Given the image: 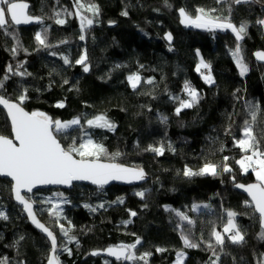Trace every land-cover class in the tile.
<instances>
[{
	"label": "trees",
	"instance_id": "trees-1",
	"mask_svg": "<svg viewBox=\"0 0 264 264\" xmlns=\"http://www.w3.org/2000/svg\"><path fill=\"white\" fill-rule=\"evenodd\" d=\"M24 1L30 4L32 14L42 18V23L19 29L9 22L5 29H0V79L7 73L8 65L14 70L22 65L19 70L31 75L7 73L9 79L0 94L14 99L26 88L25 110L43 111L61 121L81 117L80 125L57 133L64 146L73 139L78 145L87 139L84 135L87 132L109 153L122 154L116 162L142 167L147 174L146 181L138 186L111 185L97 189L74 184L69 190H38L27 197L33 201L37 192L55 191L67 200L61 204L59 223L69 227L71 221L74 227L70 235H75L79 244H67L71 255L59 247V264H103L106 258L92 257L90 251L130 245L137 237L141 243L133 251L137 256L151 252L147 264H175L178 251L185 253L182 264H208L212 251L206 241L213 228L222 232L227 222L225 210L238 214L235 222L245 240L233 244L225 237L224 251L216 249L221 256L219 264H259L264 259L259 217L251 204H245L248 199L232 186L237 182L256 181L253 171L244 173L236 163L244 152L235 145L233 137H241L243 122L250 119L246 101L260 106L253 133L264 144L261 136L264 133V66L253 58L256 50H264V25L257 23L264 19L262 0L241 4L231 0L228 3L81 0L85 5L94 3L99 7L98 15L81 10L94 21L83 30L77 19L75 0ZM198 7L215 8L213 15L217 16H229L230 7L233 24L247 23L246 35L238 41L230 30L183 26L178 10L184 8L195 15ZM125 11L127 15L122 14ZM57 19L65 23L57 24ZM108 23L114 25L110 27ZM37 31L42 36L46 34L49 47L36 41ZM167 32L171 33V41L166 37ZM81 35L85 36L84 40H80ZM237 45L249 69L243 76L232 56ZM84 54L90 69L88 74L82 70L83 65L76 64ZM64 56L70 64L64 63ZM201 60L209 61L213 84L206 83L196 70ZM133 73L141 77L136 88L128 81V75ZM64 80L69 83L64 84ZM185 81L198 90L200 100L177 115L175 109L179 102L173 97L188 99L183 90ZM61 101L65 106L57 107ZM102 113L115 123L114 131L89 128L85 123V118ZM229 125L231 134L225 131ZM0 134L11 137L10 124L1 109ZM161 144L164 145L162 155L146 150L149 145ZM225 156L229 157L227 164L231 172L221 170L215 176L183 175L185 165L199 170L208 161L221 165ZM140 191L145 193L143 198L135 194ZM118 197L123 198V203L116 202ZM198 203L209 207L193 211L192 205ZM33 204L39 219L57 236L58 245L67 243L56 220L49 216L48 208ZM86 204L96 211L85 207ZM100 204L104 207H98ZM171 209L185 213L195 223L181 221ZM0 210L8 216L7 220L0 219V258L6 257L8 264H47L51 243L27 222L21 208L13 202L11 182L5 178L0 179ZM130 211L136 215L131 216ZM181 229L200 246L185 248ZM212 242L215 243L214 239ZM157 248L165 251L158 252ZM106 260L108 264H129L127 260ZM133 264H145V261L135 260Z\"/></svg>",
	"mask_w": 264,
	"mask_h": 264
},
{
	"label": "snow or ice",
	"instance_id": "snow-or-ice-1",
	"mask_svg": "<svg viewBox=\"0 0 264 264\" xmlns=\"http://www.w3.org/2000/svg\"><path fill=\"white\" fill-rule=\"evenodd\" d=\"M167 3V0H165ZM229 0H217V3H228ZM232 3L241 4L247 3L248 0H231ZM77 7V15L80 16L81 29L85 26H91L93 19L86 15H83V11L91 12L93 15L99 14V7L94 3L85 5L81 0H75ZM28 4L24 0H0V29H5L9 24V20L6 17H10V21L19 25L21 23H29L32 21L42 22L41 17L30 16L27 13ZM67 11V10H65ZM179 14L181 17V23L185 26H192L195 28L206 30H228L230 29L236 34V39L242 40L246 35L247 23L242 22L239 27L231 22L230 14L231 8L229 7V16H217L213 15L217 9H204L198 7L195 9V15L187 12L184 8H180ZM71 15V13H68ZM127 15V11L122 13ZM59 16V13H56ZM57 24H64L65 20L57 19ZM258 24L264 25V19L258 20ZM166 37L171 41V33L166 34ZM36 41L43 47H49L46 43V34L42 36L41 32L35 34ZM85 36L81 35L80 40H84ZM64 41H61L63 43ZM15 54L16 49H12ZM55 55V53H53ZM257 59L264 60V52L255 53ZM232 56L236 61L237 67L240 70V75L243 76L248 72V66L243 62L240 46L237 45L236 49L232 51ZM86 54L81 55L76 64L83 65L84 72L89 71V66L86 63ZM65 64H70L67 56L63 57ZM22 65H17L16 69H13L12 65H8L7 73H11L16 76L31 75L26 71H20ZM119 67V65H117ZM142 67V66H141ZM201 68L207 70V73L201 72ZM196 70L201 72L204 81L208 84H213L214 78L211 73V67L208 63L201 60L197 65ZM7 73L2 79H0V90L4 88V82L9 79ZM141 77L137 73L129 75L128 81L133 88H136L140 83ZM64 84H68V80L63 81ZM148 83H152L151 80ZM184 92L187 93L188 99L182 100L179 97H173V99L179 102V106L175 109L176 114L179 115L182 109L191 108L199 103L200 93L194 88L189 81L184 83ZM28 99L27 89H23L19 96L14 99L6 97L0 94V106L3 107L6 113V117L10 120L12 138L7 135L0 134V176H6L11 178L12 185L11 191L14 194V198L24 206V210L27 212L32 223L37 228L41 229L49 238L51 243L50 254L47 257V264H59L58 248L62 247L64 252L71 255V248L67 246L68 243L75 242L77 245L79 241L75 235H70L71 221L68 222L69 227H65L64 224L59 223V218L62 215L63 209L59 202H52L51 199L46 200L45 203H50L51 206L47 209L50 217L56 220L59 225L60 233L66 238L67 243L58 245L57 236L49 227L41 223L33 211V203L30 198H26L25 194H22V190L27 193H31L33 188L37 185L47 184H62L71 185L73 181L89 180L93 184L103 186L108 184L109 181L120 180L126 182L141 181L147 176L142 167L127 166L122 163H118L117 158L122 154L119 151L109 153L107 148L102 144L94 141L91 136L85 132L84 135L87 139H83L81 143L77 145L75 139L67 146H64L57 138V133H63L73 125H80L81 117H76L71 121H61L53 119L47 113L39 110L26 111L23 107L24 101ZM57 107H64V102H58ZM245 107L248 110L250 119H245L242 128V138L235 139L233 137L235 145L238 146L244 155L236 163L240 166L244 173H248L251 169L255 173L256 182L248 185L236 184L237 188L243 189L249 197L250 201H245L246 205L251 204L254 206V211L259 213L262 229L259 234V239L264 240V144H261V140L253 133V128L257 124V118L261 112L258 103L251 101L245 102ZM166 121V117L162 118ZM85 123L89 128H101L114 131L116 128L106 114H99L90 119L85 118ZM227 134H231V125L225 130ZM264 137V133L261 134ZM171 149V144L168 145ZM147 151H153L157 155H162L164 152V145L152 146L149 145ZM175 151V149H172ZM223 151V147L220 149ZM251 153V154H249ZM229 157H223V163L218 165L211 161L205 162L199 170H193L185 165L183 175L186 177L199 176V175H219L220 171L231 172V167L227 164ZM233 179H235L233 177ZM141 198L144 197L143 191L135 193ZM62 195V194H59ZM63 202H67L64 200ZM123 203V198L118 197L117 201ZM90 208L91 211H96V208L91 205H85ZM98 207L103 208L104 205L100 204ZM201 207L208 208L209 205H192L193 211H198ZM176 212V215L181 221H186L189 225L195 222L190 219L185 213L171 209ZM227 214V222L223 226V230L218 231L213 228L210 234V239L206 241L208 249L212 251V257L209 258L208 264H219L221 259L220 252L224 251L225 237L233 244L243 243L245 236L242 233L239 225L235 222L237 213L232 210H225ZM131 216H135L134 211H130ZM0 219L7 220L8 216L5 211L0 210ZM125 224L130 221H125ZM22 240L23 237H20ZM181 239L185 248H197L200 245L193 242L188 235H185L183 229H181ZM203 239V237H201ZM214 239L215 243L212 242ZM19 243V241H17ZM141 243L139 237L136 238L135 243L130 245H116L111 246L105 251L109 256L115 257L116 260L135 261L142 260L147 264V258L151 256V252H144L137 256L133 251L138 244ZM219 247L220 252H217ZM156 251L163 252L165 249L157 248ZM100 251H94L92 255H99ZM264 257V254H261ZM185 253L178 251L176 253L177 264H181ZM0 264H8L6 257L0 258ZM105 264H108L106 261ZM259 264H264V259L259 261Z\"/></svg>",
	"mask_w": 264,
	"mask_h": 264
},
{
	"label": "water",
	"instance_id": "water-1",
	"mask_svg": "<svg viewBox=\"0 0 264 264\" xmlns=\"http://www.w3.org/2000/svg\"><path fill=\"white\" fill-rule=\"evenodd\" d=\"M24 2L27 3L28 6H30V4H29L27 1H24ZM262 2H263V5H264V0H262ZM28 9H29V7H28ZM28 9L26 10L27 13H28ZM30 16H31V15H30ZM34 17H38V16H34ZM8 20H9V22H10L12 25H14L15 27L40 25V24L42 23V22L32 21V22H29V23H21V24H19V25H15V24H13V23L10 21V17H8ZM113 25H114L113 23H108V26H110V27L113 26ZM257 52H264V50H256V51L253 53V58H254V60H255L257 63H259V64H261V65L264 66V60H259V59H257V57H256V55H255V53H257ZM88 66H89V65H88ZM82 70H83V66H82ZM89 70H90V69H89ZM83 71H84V70H83ZM85 73L88 74L89 71H88V72H85ZM0 109L3 110L4 113H5V110L3 109L2 106H0ZM26 111H27V110H26ZM5 114H6V113H5ZM7 119H8V118H7ZM8 122H9V124H10V120H9V119H8ZM10 128H11V124H10ZM12 136H13V134H12V132H11V137H10V138H12ZM125 165H127V166H133V165H128V164H125ZM3 178L8 179V180L11 182V185H12L11 178L6 177V176H0V179H3ZM145 181H146V178H145L144 180H141V181H132V182H130V183H129V182H126V181L113 180V181H109L108 184H105V185H103V186L101 187V186H99V185L93 184V183H92L91 181H89V180H80V181H73L71 185H62V184L37 185L36 187L33 188V190H32L31 193H27L25 190H22V194H25V195H26V198H27L29 195H31L32 193H34V192H36V191H38V190H46V189H61V190H69V189H71V188L73 187L74 184H81V185L91 186V187H94V188H97V189H104V188L110 187L111 185H119V186H138V185H141L142 183H144ZM255 182H256V181L249 182V183H241V182H237V183H235L232 187H233V189H235V190L238 191L239 193L243 194V195L248 199V201H250L251 198L249 197V195L247 194V192H245V191H244L243 189H241V188H237V187H236V184H244V185H248V184H250V183H255ZM11 196H12V200H13V202H14L18 207L21 208V211H22L23 215L25 216L27 222H28V223H29L34 229L38 230L40 233H42V234H43V235L49 240V238L47 237V235H46L41 229L37 228L35 224L32 223V221H31V219L29 218L27 212L24 210V206H23L21 203H19V202L14 198V194H13L12 191H11ZM252 207H253V209H254V206H252ZM33 211L36 213V210H35L34 204H33ZM255 213H256L257 216L259 217V213L256 212V211H255ZM36 216H37V213H36ZM37 219H38L41 223H43V222L39 219L38 216H37ZM259 223H260V227L262 228L261 221H260V217H259ZM43 224H44V223H43ZM44 225H45V224H44ZM49 241H50V240H49ZM109 247H111V246H108V247H106V248H104V249L99 250V251H100V254H99V255H92V253H93L94 251H98V250H92V251H90L89 254H90L92 257L99 256V257L106 258V259L111 260V261H116V262L124 261V260H119V261H118V260H116L115 257L109 256L105 251H103V250H105V249H107V248H109Z\"/></svg>",
	"mask_w": 264,
	"mask_h": 264
},
{
	"label": "rangeland",
	"instance_id": "rangeland-1",
	"mask_svg": "<svg viewBox=\"0 0 264 264\" xmlns=\"http://www.w3.org/2000/svg\"><path fill=\"white\" fill-rule=\"evenodd\" d=\"M84 15V14H83ZM180 15V14H179ZM7 18V17H6ZM77 19H78V21H79V23L81 24V20H80V16L79 15H77ZM180 23H181V17H180ZM182 24V23H181ZM183 26H185L184 24H182ZM237 26V25H236ZM187 27H192V26H187ZM237 27H239V26H237ZM215 30H221V29H215ZM228 30H230V29H228ZM231 31V30H230ZM232 32V31H231ZM169 32H167L166 34H168ZM234 35L236 36V34L234 33ZM128 77H129V75H128ZM240 138H242V135H241V137ZM239 138V139H240ZM249 154H251V153H249ZM243 155H244V153H243ZM242 155V156H243ZM241 156V157H242ZM241 157L239 158V159H241ZM253 175H254V177H255V173L253 172ZM255 179H256V177H255ZM60 193L59 192H55V191H51V192H47V193H44V192H37V193H35V195H33V197H32V200L34 201V203H40V204H43V208H49L50 206H51V204L50 203H45V201L46 200H49V199H51V201L52 202H59L60 203V206H61V204L63 203V197H62V195H59ZM197 205H203V203H198ZM36 209V208H35ZM36 211H37V209H36ZM107 260L106 259H103V264H105V262H106ZM182 262L183 261H181V264H182ZM129 264H133V261H129ZM175 264H177V259H175Z\"/></svg>",
	"mask_w": 264,
	"mask_h": 264
},
{
	"label": "flooded vegetation",
	"instance_id": "flooded-vegetation-1",
	"mask_svg": "<svg viewBox=\"0 0 264 264\" xmlns=\"http://www.w3.org/2000/svg\"><path fill=\"white\" fill-rule=\"evenodd\" d=\"M28 15L36 16V15H34V14H32V13L30 12V6H29V9H28ZM33 26H39V25H33ZM33 26H23V27H17V28H19V29H22V28H32ZM37 32H38V31H37Z\"/></svg>",
	"mask_w": 264,
	"mask_h": 264
},
{
	"label": "built area",
	"instance_id": "built-area-1",
	"mask_svg": "<svg viewBox=\"0 0 264 264\" xmlns=\"http://www.w3.org/2000/svg\"><path fill=\"white\" fill-rule=\"evenodd\" d=\"M203 62H205V63H208L209 64V61L208 60H203ZM210 65V64H209ZM201 72H204V73H206L207 72V70H205V69H203V68H201ZM201 72H199L200 74H201ZM252 171V170H251Z\"/></svg>",
	"mask_w": 264,
	"mask_h": 264
},
{
	"label": "crops",
	"instance_id": "crops-1",
	"mask_svg": "<svg viewBox=\"0 0 264 264\" xmlns=\"http://www.w3.org/2000/svg\"><path fill=\"white\" fill-rule=\"evenodd\" d=\"M251 170V169H250Z\"/></svg>",
	"mask_w": 264,
	"mask_h": 264
}]
</instances>
